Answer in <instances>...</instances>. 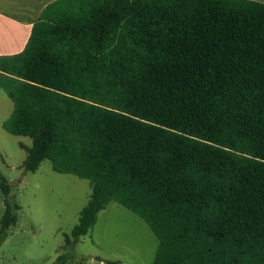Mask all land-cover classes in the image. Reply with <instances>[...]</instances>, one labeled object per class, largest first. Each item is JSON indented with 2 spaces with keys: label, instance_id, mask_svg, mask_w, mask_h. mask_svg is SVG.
<instances>
[{
  "label": "trees",
  "instance_id": "obj_1",
  "mask_svg": "<svg viewBox=\"0 0 264 264\" xmlns=\"http://www.w3.org/2000/svg\"><path fill=\"white\" fill-rule=\"evenodd\" d=\"M0 87L22 168L89 183L52 264L109 201L157 237L150 264H264V3L52 0L0 55ZM11 188L0 171V243Z\"/></svg>",
  "mask_w": 264,
  "mask_h": 264
},
{
  "label": "rangeland",
  "instance_id": "obj_2",
  "mask_svg": "<svg viewBox=\"0 0 264 264\" xmlns=\"http://www.w3.org/2000/svg\"><path fill=\"white\" fill-rule=\"evenodd\" d=\"M31 1L30 11L22 4L24 9L16 15L34 20L52 0ZM0 8L6 9L1 3ZM5 31L6 25L0 23V37ZM12 107V100L0 87V171L11 184L12 199L20 206L15 224L0 243V264H52L63 252L64 233L69 234L77 223L90 192L89 183L74 174L54 171L48 159L36 170L25 171L21 163L26 152L19 143L30 145V138L3 128ZM2 212L0 192V216ZM156 247L157 237L141 217L109 201L97 212L95 224L79 236L73 257L64 264H150Z\"/></svg>",
  "mask_w": 264,
  "mask_h": 264
},
{
  "label": "crops",
  "instance_id": "obj_3",
  "mask_svg": "<svg viewBox=\"0 0 264 264\" xmlns=\"http://www.w3.org/2000/svg\"><path fill=\"white\" fill-rule=\"evenodd\" d=\"M23 1L24 0H0V3L7 9L0 8V23L6 25V31L0 37V55H9L19 52L24 47L32 22L36 19L30 20V17L16 15L17 12L24 9L21 7L22 4L24 6L26 5V11L31 10L33 2L31 0H25L26 4H24ZM254 1L264 3V0ZM98 261L99 263H103L104 260L99 257Z\"/></svg>",
  "mask_w": 264,
  "mask_h": 264
}]
</instances>
